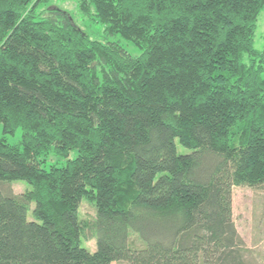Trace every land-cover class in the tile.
<instances>
[{"label": "trees", "instance_id": "1", "mask_svg": "<svg viewBox=\"0 0 264 264\" xmlns=\"http://www.w3.org/2000/svg\"><path fill=\"white\" fill-rule=\"evenodd\" d=\"M76 1L142 53L0 0V186L31 187H0V264H254L232 188H264V0Z\"/></svg>", "mask_w": 264, "mask_h": 264}, {"label": "rangeland", "instance_id": "2", "mask_svg": "<svg viewBox=\"0 0 264 264\" xmlns=\"http://www.w3.org/2000/svg\"><path fill=\"white\" fill-rule=\"evenodd\" d=\"M50 5L60 7L72 15L73 21L76 25L83 30L88 36L102 43L109 41L116 42L122 46L132 56H138L142 53V49L134 45L132 42L123 39L119 36H113L106 38V34L103 25L95 19L81 16L76 0H50ZM44 6H41L38 11L43 10ZM253 45L256 49H261L264 45V7L260 12L257 20V28L254 36ZM21 136V130L17 129L14 135L8 136L7 141L11 144L16 143ZM176 149L178 153L188 152L187 149L182 147L179 143H176ZM75 152L69 155V158H74ZM66 159L56 158L50 156L44 163V167L48 168V165L56 163L58 165L65 164ZM2 189L10 187L14 193H21L26 189H30V185L26 181H13L9 186L1 185ZM78 216L80 219L93 220L95 217V208L92 204L82 200L79 209ZM31 218V214L28 213V219ZM232 218L237 231L244 239L246 246L250 249L251 255L249 260H252L254 264H264V188H251L247 186H233L232 188ZM132 246L140 248L142 244L138 240L136 235H132L130 238ZM82 247L92 252L95 249L94 239L86 240L81 238ZM111 264H127L125 261H115Z\"/></svg>", "mask_w": 264, "mask_h": 264}]
</instances>
